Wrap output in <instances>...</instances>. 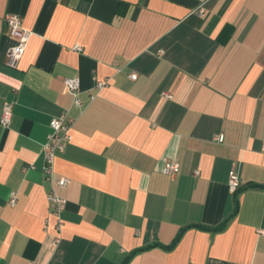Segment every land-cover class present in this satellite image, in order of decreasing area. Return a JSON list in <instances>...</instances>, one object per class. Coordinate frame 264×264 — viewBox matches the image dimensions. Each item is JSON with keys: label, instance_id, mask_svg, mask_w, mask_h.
<instances>
[{"label": "crops", "instance_id": "1", "mask_svg": "<svg viewBox=\"0 0 264 264\" xmlns=\"http://www.w3.org/2000/svg\"><path fill=\"white\" fill-rule=\"evenodd\" d=\"M11 12L34 32L17 68ZM66 111L59 231L45 144ZM251 184H264V0H0V264H264V188ZM227 220L170 248L189 225Z\"/></svg>", "mask_w": 264, "mask_h": 264}, {"label": "built area", "instance_id": "2", "mask_svg": "<svg viewBox=\"0 0 264 264\" xmlns=\"http://www.w3.org/2000/svg\"><path fill=\"white\" fill-rule=\"evenodd\" d=\"M203 11V9L201 10ZM7 28L9 35L13 37L16 42L11 47L8 53V64L12 67H19L23 60L30 42L33 38L34 32L27 29L23 25L22 15L11 12L7 16ZM78 49H81L78 46ZM133 79L138 78L137 73H132ZM97 85L99 88H105L110 84V79L97 78ZM67 90L74 95L75 104L78 107L85 108V102L81 97L82 82L80 78H66ZM93 98H95V95ZM166 96L172 97V94L167 93ZM14 117V105L12 103L6 104L2 115V124L5 127L10 126ZM76 119L71 117L66 111L60 116L53 118L51 122L52 132L49 134L48 141L45 144L46 177L52 182V189L48 194V200L51 207L52 215L58 221V230L63 228V212L67 208L68 199L60 193V189L67 188L71 182V178L65 175H59L56 170V161L60 153L67 150L69 144L73 141V127ZM215 139L218 141H225L226 135L224 133L217 134ZM181 171V163L178 160L169 161L166 163L163 172L167 175H175ZM199 173V172H198ZM243 186L242 179L237 170L231 171L230 189L232 192H237ZM18 202V194L13 191L11 197V204L16 205ZM60 241V238L57 240Z\"/></svg>", "mask_w": 264, "mask_h": 264}, {"label": "trees", "instance_id": "3", "mask_svg": "<svg viewBox=\"0 0 264 264\" xmlns=\"http://www.w3.org/2000/svg\"><path fill=\"white\" fill-rule=\"evenodd\" d=\"M248 187H262V188H264V184H251V185H248ZM240 189H241V188H240ZM240 189H239V190H240ZM237 192H238V191H237ZM228 223H229V220H227V221L224 222L222 225L217 226V227L207 226V225H203V224H192V225H189V226H187V227H185V228L182 229V231L179 233V235L177 236V238H176V240L174 241V243L170 246V248H173L174 246L177 245V243L180 241V239H181V237H182L184 231H185L188 227H191V226H198V227H201V228H203V229H207V230L222 231V230H225V229L227 228ZM148 247H149V246H148ZM148 247H147V248H148ZM143 249H145V248H142L141 250H143ZM138 251H140V250H138ZM134 253H136V251L133 252V253L127 258L126 261H128V260L132 257V255H134Z\"/></svg>", "mask_w": 264, "mask_h": 264}]
</instances>
